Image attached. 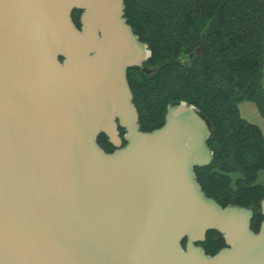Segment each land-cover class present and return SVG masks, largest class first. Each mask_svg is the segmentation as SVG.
<instances>
[{"label": "water", "instance_id": "obj_1", "mask_svg": "<svg viewBox=\"0 0 264 264\" xmlns=\"http://www.w3.org/2000/svg\"><path fill=\"white\" fill-rule=\"evenodd\" d=\"M150 57L124 0H0V264H264V198L254 233L256 207L196 180L213 160L199 110L141 130L126 74Z\"/></svg>", "mask_w": 264, "mask_h": 264}, {"label": "trees", "instance_id": "obj_2", "mask_svg": "<svg viewBox=\"0 0 264 264\" xmlns=\"http://www.w3.org/2000/svg\"><path fill=\"white\" fill-rule=\"evenodd\" d=\"M124 6L128 24L151 51L143 64L150 74L141 68L126 74L141 130L160 128L171 104L195 106L213 129L207 142L213 160L194 169L196 180L221 207H256L250 227L257 233L264 137L239 116L238 105L254 103L264 119V0H124ZM79 15L72 14L77 28ZM97 143L111 153L104 135ZM201 246L214 255L225 244L208 231Z\"/></svg>", "mask_w": 264, "mask_h": 264}, {"label": "rangeland", "instance_id": "obj_3", "mask_svg": "<svg viewBox=\"0 0 264 264\" xmlns=\"http://www.w3.org/2000/svg\"><path fill=\"white\" fill-rule=\"evenodd\" d=\"M183 61L186 62L187 59H184ZM263 73H264V64H263ZM238 111H239V116L242 119L246 120L247 122L257 126L261 130L264 137V119L259 114L254 103L244 101L238 105ZM257 182L259 184L264 185V170L258 173Z\"/></svg>", "mask_w": 264, "mask_h": 264}, {"label": "flooded vegetation", "instance_id": "obj_4", "mask_svg": "<svg viewBox=\"0 0 264 264\" xmlns=\"http://www.w3.org/2000/svg\"><path fill=\"white\" fill-rule=\"evenodd\" d=\"M152 71H153V69H152V70H148V69H147V70H146V73H147V74H150ZM128 84H129V83H128ZM121 134L123 135V133H121ZM113 151H114V148H112V151H111V152H113Z\"/></svg>", "mask_w": 264, "mask_h": 264}]
</instances>
